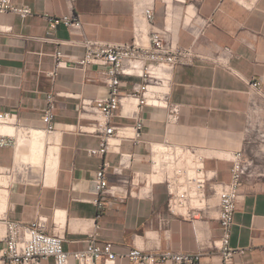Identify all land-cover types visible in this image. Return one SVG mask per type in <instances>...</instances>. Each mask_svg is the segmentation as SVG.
Listing matches in <instances>:
<instances>
[{
	"label": "crops",
	"instance_id": "obj_1",
	"mask_svg": "<svg viewBox=\"0 0 264 264\" xmlns=\"http://www.w3.org/2000/svg\"><path fill=\"white\" fill-rule=\"evenodd\" d=\"M13 1L16 5H29L34 14L25 19L11 12L0 14V25L11 27L10 31L0 32V110L17 112L21 124L28 127L24 130L43 131L44 146L42 156H38L32 137L18 132L17 147L0 148V167L16 162L29 164L32 172V163L42 167L35 171L31 182L0 188V219L27 224L38 216H46L49 231L64 234V248L68 252L87 248L90 236L96 234L98 244H113V251L118 254L114 264H136L122 257L135 247L156 255L165 250L195 252L201 254L198 264H223L216 189L231 180L236 153L243 152L249 160L251 133L258 143L255 174L264 176V96L256 95L252 100L248 92L249 81L259 79L264 95V0L248 4L241 0H155L151 27L169 29L168 36L174 44L194 45L204 53L231 48V63L239 76L209 63L177 65L170 102L179 106V119L168 123L167 109L141 106L143 142L115 137L104 157L88 153V149L99 147L101 139L86 131L93 122L90 113L82 112L81 101L106 97L110 88L98 66L89 65L83 70L73 67V61L85 53V37L131 42L138 3ZM66 14L81 18L82 33H73L64 24L49 29L46 15ZM58 51L66 54L65 65L56 68ZM139 81L138 77L122 76L120 89L128 92ZM47 93H53L56 104L57 128L52 132L44 130L42 121ZM129 102L116 113L113 124L134 125L135 119L129 113L135 105ZM252 120L258 125L256 132H251ZM12 129L0 126L1 131ZM166 140L198 148L206 156V170L213 174L207 187L209 206L198 210L195 218H182L168 211L169 194L164 183H131L137 174L144 176L150 171L149 144ZM52 147L56 159L50 169L48 154ZM120 152L134 153L136 159L122 176L109 169L110 184L118 185L120 192L107 195L98 206L93 202L98 197L93 191L95 173L103 161L117 165ZM249 161L252 168L254 162ZM123 178L129 182L123 183ZM123 190L131 193L124 194ZM231 245L245 250L235 257V264H264L263 177L244 181ZM43 264L54 261L50 258Z\"/></svg>",
	"mask_w": 264,
	"mask_h": 264
},
{
	"label": "built area",
	"instance_id": "obj_2",
	"mask_svg": "<svg viewBox=\"0 0 264 264\" xmlns=\"http://www.w3.org/2000/svg\"><path fill=\"white\" fill-rule=\"evenodd\" d=\"M74 2L75 0H69ZM179 1V0H177ZM184 1V0H183ZM252 0H241L247 4ZM138 10L134 11L133 40L131 42H109L85 37L82 41L85 53L77 56L73 67L86 69L96 65L110 88L108 96L83 99L81 110L90 113L91 127L86 130L98 134L101 139L99 147L88 149L92 156L104 157L111 150L115 137L133 139L143 142L144 120L139 108L143 105L167 109V122L175 123L179 119L180 108L170 102L173 72L177 65L209 63L220 66L238 75L231 61L234 56L229 47L218 53H204L194 45L181 46L174 44L168 36L169 29H154L150 24L155 15V0H136ZM15 13L22 19L34 14L29 5H16L13 0H0L1 13ZM49 29L55 30L60 24L67 26L73 33H82L83 22L75 14L62 16H45ZM11 27L0 25V32L10 31ZM1 53V42H0ZM56 68L65 65L66 56L58 51ZM2 64L0 61V71ZM53 75L56 73L53 72ZM122 76L138 77L132 89L123 93L120 89ZM251 99L254 96H264L259 79L249 81ZM137 100V109L129 114L135 119L134 125H116L112 123L116 113L126 101ZM47 106L42 121L44 130L52 132L57 128L55 100L53 93L46 94ZM0 126L26 127L21 124L17 112L0 110ZM84 131L83 126H79ZM18 141L14 134L0 130V148L17 147ZM148 158L150 171L144 176L137 174L131 183L141 181H158L168 189V211L182 218H195L198 210L208 208L207 187L213 174L206 170V156L194 146H183L164 141L160 144H149ZM136 159L134 153H119V162L111 166L103 161L93 178V191L97 198L93 202L100 206L107 195L115 196L118 185H111L109 169L114 175H123L126 169L132 167ZM252 163L244 158L243 152H238L233 158L232 176L229 182L218 185L216 194L219 204L218 220L222 230L220 251L223 264H235V257L245 253L243 248L231 245V236L235 224V214L244 178L251 172ZM32 169L25 162H16L9 167H0V188L12 187L16 184H27L33 180ZM123 183L129 182L122 179ZM124 194L131 191L123 190ZM3 231L0 229V264H43L53 259L54 264H114L118 254L113 251V244L106 242L98 244L97 235L90 236L87 248L68 252L64 248L65 236L61 231L50 232L48 217L38 216L24 224L7 218L0 219ZM1 223V222H0ZM1 227V226H0ZM216 246H218L216 244ZM122 257H127L136 264H198L201 254L195 252H174L165 250L160 254L146 253L135 247Z\"/></svg>",
	"mask_w": 264,
	"mask_h": 264
},
{
	"label": "bare ground",
	"instance_id": "obj_3",
	"mask_svg": "<svg viewBox=\"0 0 264 264\" xmlns=\"http://www.w3.org/2000/svg\"><path fill=\"white\" fill-rule=\"evenodd\" d=\"M129 103H131L132 106L135 105L134 107H132L131 110L137 109V100L136 99L131 100ZM10 128H13V127H10ZM26 128H28V127H23V128L16 127V128H13L9 132L16 136L17 141H18V137H17L18 132H20V135H29L30 137H32V139H33L32 142L34 145V152L36 154H38V156H42L44 143L42 142L41 138H42V134H44V132L41 130H24ZM55 159H56L55 148L52 147L49 151V154H48V166L50 169H52L54 167Z\"/></svg>",
	"mask_w": 264,
	"mask_h": 264
},
{
	"label": "rangeland",
	"instance_id": "obj_4",
	"mask_svg": "<svg viewBox=\"0 0 264 264\" xmlns=\"http://www.w3.org/2000/svg\"><path fill=\"white\" fill-rule=\"evenodd\" d=\"M176 2V1H175ZM179 3V2H178ZM179 4H181V3H179ZM258 128V125H257V123L254 121V120H252V122H251V125H250V129H251V132H256V129ZM254 139H255V134L254 133H251V135H250V142H249V147H248V156H249V160H251V161H253L254 163H253V166H252V168H251V172H249L250 174H247L246 176H245V178H244V181L245 180H254V179H258L259 177H263L264 178V176H258L257 174H255V166H256V164L258 163L257 162V160H256V158H255V154L258 152V149H257V144L258 143H256L255 141H254ZM263 162H262V164L264 165V159L262 160ZM26 162H32V161H30V160H28V161H26ZM32 165H34V167H33V172H32V175H33V178H35V171L36 170H41L42 169V167L41 166H39L38 164H36V163H32Z\"/></svg>",
	"mask_w": 264,
	"mask_h": 264
}]
</instances>
